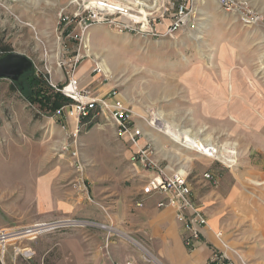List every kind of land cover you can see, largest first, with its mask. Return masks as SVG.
<instances>
[{"label": "rangeland", "instance_id": "rangeland-1", "mask_svg": "<svg viewBox=\"0 0 264 264\" xmlns=\"http://www.w3.org/2000/svg\"><path fill=\"white\" fill-rule=\"evenodd\" d=\"M70 1L0 0V56L20 52L37 70H45V62L55 67L62 48L56 36L59 13ZM248 1L261 15L259 25H243L216 0H197L194 15L174 37L144 38L95 25L82 47V62H92L89 73L96 62L104 65L108 79L102 86L118 93L132 110L133 123L142 127L139 144H149L161 165L189 173L194 198L211 228L221 230L228 246L219 244L228 252L232 239L253 236L250 225L264 226V0ZM147 3H157L160 18L169 15L165 0ZM11 83L0 79V237L38 222L92 220L83 204L96 205L93 196H125L148 183L154 172L132 162L133 146L113 121L101 118L75 137L74 120L32 106ZM161 114L168 124L221 149L235 144L237 164L229 167L177 143L152 124ZM78 196L86 199L79 202ZM251 209L263 215L258 222L249 216ZM87 229L9 239L6 264H56L71 256L70 247L65 245L69 254L60 248L73 231ZM27 248L34 252L29 258L22 254Z\"/></svg>", "mask_w": 264, "mask_h": 264}, {"label": "built area", "instance_id": "built-area-1", "mask_svg": "<svg viewBox=\"0 0 264 264\" xmlns=\"http://www.w3.org/2000/svg\"><path fill=\"white\" fill-rule=\"evenodd\" d=\"M122 1V0H120ZM124 4L106 2V0H72L64 6L58 18L57 40L62 48H59L55 67L49 66L45 62V70H37L49 75V83L71 102L63 105L57 110L58 115H65L67 119L75 121L76 130L72 132L75 137L81 127L90 123H97L104 118L113 121L118 133L122 137L128 138L134 147L131 156L132 162L137 165L151 169L154 173L148 183L143 188L144 195L160 194L164 195L158 202V207H173L176 211V219L183 228V241L187 248H194L195 242L203 234L204 227L208 226V218L201 206L195 200L192 187L189 183V173L182 169H174L169 165H161L157 162L154 151L149 144L140 145L139 141L144 135L142 127L135 125L132 117V110L117 97V92L109 91L104 95L98 92V88L91 84L81 85V79L77 76V71L85 57L82 54V47L85 46L86 37L95 25H107L117 32H127L141 37H151L156 39L174 37L178 31L182 30L190 21L195 11L196 0H165L169 12H171V22L164 29H160L163 24L159 18L157 3L150 7H140L132 3L123 1ZM127 3V4H126ZM219 6L228 13L237 16L245 26H256L261 22L260 13L251 5L248 0H218ZM74 7L71 9L70 6ZM140 7L136 9L135 7ZM133 7V8H132ZM135 15L134 22L121 20V15ZM71 42L72 45H67ZM72 53L71 55H69ZM90 54L87 53L86 56ZM59 73V81L54 79V73ZM92 73L98 77L95 82L104 84L108 77L105 75L104 65L96 62ZM84 120H86L84 122ZM75 163L82 165L78 151H73ZM206 177L211 175L206 174ZM143 199L136 201V206H142ZM100 227L113 232L107 224L97 223L93 220H82L74 218H62L57 220L38 222L26 228L23 232H5L0 237V261H5V243L9 240L6 235L15 234L14 237L35 238L43 233L52 232L58 229H76ZM219 243L228 246L224 242V237L220 231L216 233ZM25 249L22 253L29 258L34 252ZM28 251V252H27ZM20 253L16 252V256ZM222 264H225L228 254L224 252L221 256ZM14 263L16 257L13 258ZM133 264V262L115 263Z\"/></svg>", "mask_w": 264, "mask_h": 264}, {"label": "crops", "instance_id": "crops-1", "mask_svg": "<svg viewBox=\"0 0 264 264\" xmlns=\"http://www.w3.org/2000/svg\"><path fill=\"white\" fill-rule=\"evenodd\" d=\"M216 2L219 6L218 0ZM166 9L169 14L167 18H160L159 15L163 23L160 29H164L172 20L171 12ZM120 17L126 22H134L136 19L134 14H122ZM91 66V61L85 60L81 63L77 71L81 85L91 84L96 88L99 85L98 92L104 95L109 92V88L95 82L98 75L96 77L92 72L89 73ZM53 75L54 79L59 81L58 71ZM122 139L130 143L128 138ZM93 197L97 206L85 202L83 213L93 217L94 219H90L94 221L108 224L114 231L101 230L99 227L74 230L72 240L60 248L63 254H69L70 250L66 249L65 245L70 247L71 256H62L56 264H115L129 261L133 264H222L220 256L224 252L228 254L225 264H264V226L259 228L260 225H250L249 231L253 236L248 239H232L234 249L233 252H228L216 238L218 231L209 224L204 227L203 234L195 242L194 248L189 249L184 244L183 228L176 219L175 209L158 207V202L164 195H144L141 188L128 191L125 196ZM81 199L86 198H75L79 202ZM139 199H143L140 207L136 206ZM249 216L256 222L263 215L260 211L251 209Z\"/></svg>", "mask_w": 264, "mask_h": 264}, {"label": "trees", "instance_id": "trees-1", "mask_svg": "<svg viewBox=\"0 0 264 264\" xmlns=\"http://www.w3.org/2000/svg\"><path fill=\"white\" fill-rule=\"evenodd\" d=\"M8 53V51H5L0 57ZM48 79V74L38 72L33 67L32 70L21 76L18 81H12L11 88L13 91L19 92L32 106L38 105L40 110L49 111L54 114L63 105L69 104L71 100L61 92L56 91L50 85ZM92 126L93 123L88 125L89 128Z\"/></svg>", "mask_w": 264, "mask_h": 264}, {"label": "bare ground", "instance_id": "bare-ground-1", "mask_svg": "<svg viewBox=\"0 0 264 264\" xmlns=\"http://www.w3.org/2000/svg\"><path fill=\"white\" fill-rule=\"evenodd\" d=\"M128 3H132L134 5H139L142 8L150 7V3H147V0H123ZM151 2V1H150ZM152 124H155L156 128L162 131L164 134L171 136L177 143L200 153H203L207 156H211L216 159H220L224 164L229 167H233L238 162V154L236 151L235 144H228L223 149L214 145L212 142L206 140L198 139L196 136L191 135L189 131L183 130L181 131L175 126L168 124L166 120L161 115H157V117L153 120ZM257 185H262L260 182H256ZM15 234L6 235L10 240L18 239L19 237H14ZM14 237V238H12ZM7 239V240H9Z\"/></svg>", "mask_w": 264, "mask_h": 264}, {"label": "water", "instance_id": "water-1", "mask_svg": "<svg viewBox=\"0 0 264 264\" xmlns=\"http://www.w3.org/2000/svg\"><path fill=\"white\" fill-rule=\"evenodd\" d=\"M34 61L23 53L10 52L0 57V79L18 81L26 72L32 70Z\"/></svg>", "mask_w": 264, "mask_h": 264}]
</instances>
